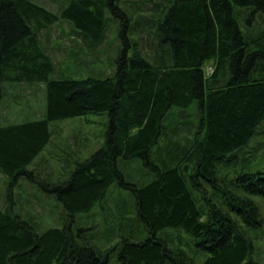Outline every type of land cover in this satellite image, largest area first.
Here are the masks:
<instances>
[{"label": "trees", "instance_id": "16d2710c", "mask_svg": "<svg viewBox=\"0 0 264 264\" xmlns=\"http://www.w3.org/2000/svg\"><path fill=\"white\" fill-rule=\"evenodd\" d=\"M148 5L149 16L133 11ZM62 22L91 50L111 22L120 24L113 75L56 77L41 35ZM5 82L44 84L47 109L41 119L0 127V173L12 187L26 179L54 197L65 218L39 232L8 205L0 264H196L158 236L168 228L184 229L209 253L203 264H260L242 223L257 229L262 214L239 192L264 197V171L232 180L219 173L264 135V0H65L59 11L0 0V107ZM90 114L108 116L100 149L56 182L30 169L52 141V123ZM135 161L145 174L139 184L125 174ZM116 183L134 195L144 228L111 246L78 217Z\"/></svg>", "mask_w": 264, "mask_h": 264}, {"label": "rangeland", "instance_id": "374dc122", "mask_svg": "<svg viewBox=\"0 0 264 264\" xmlns=\"http://www.w3.org/2000/svg\"><path fill=\"white\" fill-rule=\"evenodd\" d=\"M53 11H59L65 0H36ZM152 6H139L136 15L151 14ZM118 22H111L106 40L95 50L86 47L72 32L68 23L62 22L44 31L41 35L43 44L54 56L58 72L56 77L85 79L87 77L105 78L113 75L116 67L114 60L119 46ZM212 62L206 63L207 71ZM4 98L0 107V127L23 123L44 117L47 109L46 87L41 83L5 82ZM193 109L189 112L192 113ZM189 117V116H188ZM195 123L194 118L188 120ZM108 116L90 114L57 121L51 124L53 138L38 158L42 161L33 163L31 170L37 171L42 179L54 182L65 178L75 159L88 158L104 144ZM174 131L177 126H171ZM186 135L185 127L178 125ZM178 135V137H180ZM264 135H258L247 149L245 159L233 160L221 166L219 176L222 179H234L243 172L264 171ZM176 136H173L175 138ZM178 139V138H177ZM174 140V139H173ZM179 142L178 140H175ZM156 152V151H154ZM240 158H242L240 156ZM128 181L139 184L143 179V166L139 161L126 166ZM241 195L251 198L260 208L264 221V197ZM11 205L25 219L31 217L40 226L39 232L50 228H59L65 218L63 205L54 197L42 192L35 184L26 179L19 180L13 187L8 177L0 173V211ZM136 202L132 192L123 189L117 183L110 188L102 203L95 206L88 215H79L81 227L90 228L102 239L111 238L110 245L118 244L124 237H130L132 230L143 232L144 225L138 219L135 210ZM235 218V214H233ZM244 228L254 244L253 259L264 264V222L257 229ZM168 241L172 249H182L193 257L196 264H203L209 253L196 245V240L182 228H168L158 235ZM144 238V235H143Z\"/></svg>", "mask_w": 264, "mask_h": 264}, {"label": "crops", "instance_id": "0c3cea01", "mask_svg": "<svg viewBox=\"0 0 264 264\" xmlns=\"http://www.w3.org/2000/svg\"><path fill=\"white\" fill-rule=\"evenodd\" d=\"M39 160L42 161L43 158H41V159H40V158H37V159L35 160V163H37Z\"/></svg>", "mask_w": 264, "mask_h": 264}]
</instances>
